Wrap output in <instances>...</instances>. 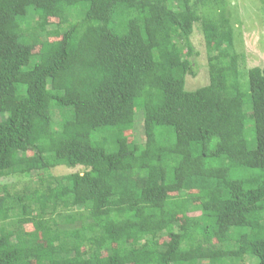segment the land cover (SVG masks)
I'll return each instance as SVG.
<instances>
[{
  "label": "trees",
  "instance_id": "trees-1",
  "mask_svg": "<svg viewBox=\"0 0 264 264\" xmlns=\"http://www.w3.org/2000/svg\"><path fill=\"white\" fill-rule=\"evenodd\" d=\"M227 2L0 0V178L36 179L0 185V264H264V65Z\"/></svg>",
  "mask_w": 264,
  "mask_h": 264
},
{
  "label": "rangeland",
  "instance_id": "rangeland-1",
  "mask_svg": "<svg viewBox=\"0 0 264 264\" xmlns=\"http://www.w3.org/2000/svg\"><path fill=\"white\" fill-rule=\"evenodd\" d=\"M227 1L230 23H232L236 33V50L242 55L240 68L246 73V70L251 67L264 65V0ZM191 41L195 51L198 53L194 57L197 63V74L194 77L186 75L184 84L186 90H195L208 83L204 41L198 24L193 28ZM249 115L251 116L250 113ZM140 131L141 128L137 125L134 132H125L124 136L127 146H133L135 137L139 136ZM76 169L77 171H83L82 167ZM67 172V169L58 166L57 169L53 170V175H61ZM35 180L32 176L14 174L0 178V185H5L12 191L27 193L35 190ZM25 227L31 229L29 224H26Z\"/></svg>",
  "mask_w": 264,
  "mask_h": 264
}]
</instances>
